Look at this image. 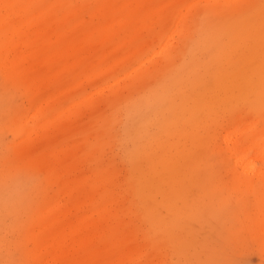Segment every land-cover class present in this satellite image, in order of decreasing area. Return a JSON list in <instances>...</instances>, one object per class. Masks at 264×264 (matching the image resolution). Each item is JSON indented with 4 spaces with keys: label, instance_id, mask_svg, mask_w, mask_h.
<instances>
[{
    "label": "rangeland",
    "instance_id": "obj_1",
    "mask_svg": "<svg viewBox=\"0 0 264 264\" xmlns=\"http://www.w3.org/2000/svg\"><path fill=\"white\" fill-rule=\"evenodd\" d=\"M78 222L72 264H264V0H0V264Z\"/></svg>",
    "mask_w": 264,
    "mask_h": 264
},
{
    "label": "bare ground",
    "instance_id": "obj_2",
    "mask_svg": "<svg viewBox=\"0 0 264 264\" xmlns=\"http://www.w3.org/2000/svg\"><path fill=\"white\" fill-rule=\"evenodd\" d=\"M209 38H213V36H209ZM262 136V134H261ZM234 164H238V162H235ZM253 165L251 163H248L247 165L243 166V171L247 173H253L254 171ZM62 211V210H60ZM101 217H104V215H101ZM73 228H65L60 227L59 229H55L52 233L48 236V244L50 246L54 247V251H51L50 254L47 256V262L48 264H59L60 258L62 257L64 260H67L68 262L66 264H72L73 258H71L68 253L72 252V250L76 248H80L81 245V239L79 238V233L84 228V225L82 222H78ZM72 244V249L71 245ZM75 246V248H74ZM71 249V250H70ZM91 254L89 255V257Z\"/></svg>",
    "mask_w": 264,
    "mask_h": 264
}]
</instances>
